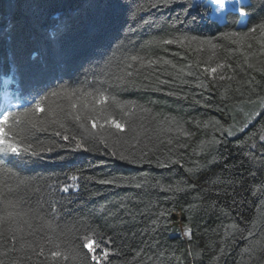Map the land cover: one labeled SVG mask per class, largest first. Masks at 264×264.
<instances>
[{
	"label": "trees",
	"instance_id": "obj_1",
	"mask_svg": "<svg viewBox=\"0 0 264 264\" xmlns=\"http://www.w3.org/2000/svg\"><path fill=\"white\" fill-rule=\"evenodd\" d=\"M234 1L244 26L194 0H0V91L27 99L3 112L42 153L0 151V264H96L83 237L99 264H264V0Z\"/></svg>",
	"mask_w": 264,
	"mask_h": 264
},
{
	"label": "snow or ice",
	"instance_id": "obj_2",
	"mask_svg": "<svg viewBox=\"0 0 264 264\" xmlns=\"http://www.w3.org/2000/svg\"><path fill=\"white\" fill-rule=\"evenodd\" d=\"M215 4L219 7L223 6L225 3V0H214ZM185 7L191 11L192 5H185ZM205 7H207V5H205ZM246 14V13H245ZM62 29V25L60 23H55L53 25V30L50 33V36L52 39H55L57 34L61 31ZM170 42V41H169ZM132 59H136L135 57H133ZM216 69H212L213 72H215ZM5 72H7V68L4 69ZM52 95H56L57 93L52 92ZM47 96L44 94V92H38V94L33 97V100L31 101V105L34 107L35 111L38 112H44V107L42 105V101L46 100ZM103 102V101H101ZM30 111L31 109L29 108H25L23 110V117L27 120L30 121ZM12 120V125H9V120ZM77 119H79V117H77ZM21 113L20 112H16L13 113L11 111L6 110L4 113H0V151H4V152H11L17 156H19L21 158V162H27L29 158L35 157V158H39L42 153L41 152H37V151H30L32 145L29 144L28 147H23L20 143H14L13 140L15 138V135H21L20 132H17L16 129L19 128L20 124H21ZM110 123L117 129L123 130L124 129V125L121 124L118 120L116 119H112L110 121ZM32 127H35V125H32ZM92 127L95 128L96 127V122L92 121ZM24 131L28 132V134L31 133V129H25ZM9 132H14V136L13 137H9L8 133ZM55 135L57 136H61V133L58 131L55 133ZM26 139V137H24ZM63 140H68L69 137L67 135H63L62 136ZM53 149L51 147H47L45 149V151L47 152H51ZM0 163H3L2 160H0ZM71 179L73 181L77 180L78 178L76 176H72ZM68 186L65 185V187L63 188V191L67 192ZM9 216L12 215V213L8 214ZM83 241V247L85 249H87L90 253H92L91 259L93 261H96V264H99L101 259H106L108 256V252L105 248L100 247V252H101V256L97 257L95 255L97 248L104 244L105 241L101 238L99 240H88L87 237H83L82 238ZM41 252H43V250L41 249ZM51 255L53 257H58L61 256V253L58 251H53L51 253Z\"/></svg>",
	"mask_w": 264,
	"mask_h": 264
},
{
	"label": "rangeland",
	"instance_id": "obj_3",
	"mask_svg": "<svg viewBox=\"0 0 264 264\" xmlns=\"http://www.w3.org/2000/svg\"><path fill=\"white\" fill-rule=\"evenodd\" d=\"M197 4H205V5H209L211 7V15L212 17L217 18L220 21H224L225 20V15L226 12L229 9H233V10H239V5L238 3H236L234 0H231V2H225L223 6L219 7L215 4L214 0H194V5ZM240 20L239 23L240 24H245L246 23V14L243 11H240ZM264 98L261 99L260 101V106L262 108H264Z\"/></svg>",
	"mask_w": 264,
	"mask_h": 264
},
{
	"label": "bare ground",
	"instance_id": "obj_4",
	"mask_svg": "<svg viewBox=\"0 0 264 264\" xmlns=\"http://www.w3.org/2000/svg\"><path fill=\"white\" fill-rule=\"evenodd\" d=\"M229 1L231 2V0H225V2H229Z\"/></svg>",
	"mask_w": 264,
	"mask_h": 264
}]
</instances>
